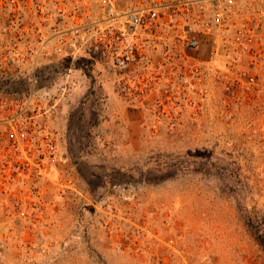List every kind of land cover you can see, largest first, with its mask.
Segmentation results:
<instances>
[{
    "label": "rangeland",
    "instance_id": "1",
    "mask_svg": "<svg viewBox=\"0 0 264 264\" xmlns=\"http://www.w3.org/2000/svg\"><path fill=\"white\" fill-rule=\"evenodd\" d=\"M238 1L217 58L209 45L198 57L207 94L189 99L186 68L157 56L131 74L130 95L119 74L85 57L72 68L55 55L2 62L6 45L34 46L44 21L16 18L11 32L0 0V94L23 96L33 83L21 80L34 74L47 90L66 73L79 80L51 121L46 175L0 192V264H264V17L260 54L236 43L264 0Z\"/></svg>",
    "mask_w": 264,
    "mask_h": 264
},
{
    "label": "built area",
    "instance_id": "2",
    "mask_svg": "<svg viewBox=\"0 0 264 264\" xmlns=\"http://www.w3.org/2000/svg\"><path fill=\"white\" fill-rule=\"evenodd\" d=\"M7 1L13 12L11 32L19 17L36 16L44 23L38 28L34 46L6 45L2 62L39 66L37 57L55 55L64 62L68 59L67 65L72 68L79 57H85L119 74L121 88L130 95L131 74L140 66H150L157 56L159 66L174 64L186 68V77L191 80H183L181 92L189 99L207 94V74L203 61L198 59L200 52L209 45L217 58L223 35L237 26L239 10L238 0ZM21 9H25V14ZM51 17L55 23L49 26L45 21ZM262 17L264 12L252 7L248 22L236 32V43L254 57L262 46L258 34ZM22 29L26 33L29 28ZM66 75L65 82L51 90L39 87L34 74L33 87L23 96L0 94L1 193H8L17 179L28 181L46 175L48 162L57 151L51 121L59 112L60 103L69 101L79 87L75 76ZM194 77L198 84L192 82ZM214 77L221 80L222 71L216 69ZM149 79L148 75L139 77L140 82ZM251 82H255L253 76Z\"/></svg>",
    "mask_w": 264,
    "mask_h": 264
},
{
    "label": "trees",
    "instance_id": "3",
    "mask_svg": "<svg viewBox=\"0 0 264 264\" xmlns=\"http://www.w3.org/2000/svg\"><path fill=\"white\" fill-rule=\"evenodd\" d=\"M30 80H31V78L29 76H27L26 78L22 79L21 81H30ZM258 239H259L260 245L264 247V238L260 236Z\"/></svg>",
    "mask_w": 264,
    "mask_h": 264
}]
</instances>
